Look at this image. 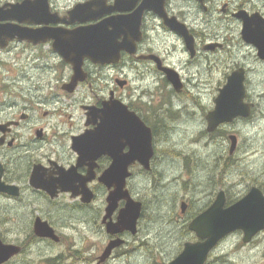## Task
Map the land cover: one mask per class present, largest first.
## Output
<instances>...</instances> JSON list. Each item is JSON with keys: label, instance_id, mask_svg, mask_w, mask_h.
I'll return each mask as SVG.
<instances>
[{"label": "flooded vegetation", "instance_id": "af4514ba", "mask_svg": "<svg viewBox=\"0 0 264 264\" xmlns=\"http://www.w3.org/2000/svg\"><path fill=\"white\" fill-rule=\"evenodd\" d=\"M121 16H130L135 31L139 25L135 54L121 51L119 61L110 64L85 58L81 67L86 78L69 92L73 68L57 49L68 51L75 32L102 29L106 20ZM245 26L250 32L243 35ZM225 30L226 36L229 30L240 31L237 43L230 40L232 33L221 36ZM225 44L229 56L235 51L246 62L233 64L230 74L241 69L246 79L249 60L264 70V0H0V250L15 251L0 264H108L126 255L122 248L129 233H107V224H115L125 207L119 201L106 218L109 190L100 178L113 164L108 153L114 152L119 166L127 167L126 189L141 203V214L147 204L130 186L139 173H153L168 154L160 146L166 142L157 139L167 132L165 121L155 103L146 100L154 93L138 97L137 81L145 82L147 92L166 87L177 96H189L185 74L195 73L200 59L221 52ZM163 69L177 74L178 91ZM246 92L253 112L257 103ZM104 106L116 112L105 123L113 134L105 141L108 146L100 133L89 139L106 116L91 115L89 108ZM135 118L151 133L149 170L132 156L138 147L131 137ZM81 136L84 146L75 148L74 140ZM233 154L228 149L229 158ZM229 163L227 159L225 165ZM207 194L204 206L180 201V218L194 236L189 225L217 197L211 200ZM175 200H162L167 212L176 207ZM119 239L123 244L100 262L108 244ZM39 246L44 252L26 260Z\"/></svg>", "mask_w": 264, "mask_h": 264}, {"label": "rangeland", "instance_id": "374dc122", "mask_svg": "<svg viewBox=\"0 0 264 264\" xmlns=\"http://www.w3.org/2000/svg\"><path fill=\"white\" fill-rule=\"evenodd\" d=\"M226 31L221 36L228 37L232 33L230 40L235 39L237 43L240 31L229 30L227 36ZM206 57L200 59L195 73L185 74L190 82L188 93L196 101L185 93L177 96L171 88L147 92L145 82L138 80L137 88L135 83L131 84L138 97L142 93H154V98L146 96V100L155 103L157 113L165 121L167 132L157 139L166 142L160 146L168 154L162 156L163 160L153 173H139L130 186L133 194L147 206L137 223L136 235L129 234L127 247L122 248V252L127 254L108 264H167L182 251L184 243L197 240L187 230L184 219L180 218L179 205L183 199L191 202L192 206H204L209 200L207 193L214 200L215 195L224 191L225 207H228L252 187L259 188L264 195V70L255 69L251 60L247 63L249 72L245 85L257 103L251 117L223 124L208 133L205 119L214 107L218 89L225 84L231 66L245 61V58L237 56L235 51L229 56L226 44L221 52ZM230 135L236 136L238 143L229 158ZM201 141L205 142L204 145ZM197 159L204 165L196 163ZM227 159H231L229 165H225ZM170 197L176 198V207L167 212L162 200L167 201ZM242 236L241 231H236L223 238L210 252L206 264H264V231L249 244L242 243ZM40 247L34 248V254L26 256V260L43 253L44 247Z\"/></svg>", "mask_w": 264, "mask_h": 264}, {"label": "water", "instance_id": "95a60500", "mask_svg": "<svg viewBox=\"0 0 264 264\" xmlns=\"http://www.w3.org/2000/svg\"><path fill=\"white\" fill-rule=\"evenodd\" d=\"M101 27L102 29H99L98 26L87 27L75 32L73 40L69 43L68 51L57 49L73 68L72 81L68 85L69 92L74 90L79 82H84L86 78L81 67L85 58L94 64H110L119 61L121 51H126L130 55L135 54L134 45L140 39L139 25H137V31H135L130 16L108 19ZM103 27H105V30ZM247 32H250L249 27H246L242 34L246 35ZM181 33H184V27ZM119 38H122L121 42H117ZM112 54H115V56H112ZM260 56L264 59V53H261ZM163 72L174 89L178 91L180 85L177 74L169 69H163ZM244 82L245 74L241 69L232 72L227 77L225 85L219 89L215 98L213 111L206 116L207 132L211 133L220 125L230 124L236 119H248L251 116L253 104L245 102L246 88ZM89 111L91 115H106L105 118L101 119L103 127L97 129L89 139H95L99 133L102 135L104 142L109 138H113V134L108 133L105 123L113 120L115 110L104 106L101 110L89 108ZM136 120L137 125L132 127L131 137L132 140L137 139L138 147L137 149L134 148L132 156L137 157L138 162L144 165L145 170H149V160L153 155L151 133L138 119ZM82 141L83 136L76 138L73 144L74 147L83 148L84 142ZM229 141V153L232 154L237 148L236 136H229ZM106 145L108 146L107 143ZM108 154L112 157L113 164L100 178V181L109 190L106 218L110 217L119 201H124L125 207L120 210L115 224H107V233L117 235L128 232L135 235L137 222L141 215V203L134 202L126 189L125 182L129 176L126 171L127 167L119 166L115 160L114 152ZM83 193L85 194V192ZM225 204V193L220 191L213 204L189 225V230L195 233L199 241L184 244L182 251L167 264H205L209 253L229 234L241 231L243 233L242 242L247 244L258 233L264 231V195L259 188L252 187L245 196L228 207H225ZM181 211L184 212V204L181 205ZM36 234L54 238L51 232L36 230ZM122 244L123 240L120 239L110 242L101 256L100 262L108 259L112 250ZM14 252L13 250H0V263L11 257ZM2 255H4L3 258Z\"/></svg>", "mask_w": 264, "mask_h": 264}, {"label": "bare ground", "instance_id": "6f19581e", "mask_svg": "<svg viewBox=\"0 0 264 264\" xmlns=\"http://www.w3.org/2000/svg\"><path fill=\"white\" fill-rule=\"evenodd\" d=\"M200 140H201V139H200ZM202 140H203V139H202ZM201 142H202V141H201ZM195 143H196V142H195ZM204 143H205V142H202V145H204ZM197 146H198V145H197ZM190 150H191V149H190ZM182 152H183V151H182ZM184 152H186V151H184ZM187 153H188V152H187ZM193 153H195V152L193 151ZM196 155H197V154H196ZM183 156H184V155H183ZM196 158H198V157H196ZM196 158H195V159H196ZM192 159H194V158H192ZM230 160H231V159H230ZM197 161H198V159H197ZM197 161H196V162H197ZM245 162H246V161H245ZM204 163H205V162H204ZM193 164H194V163H193ZM201 164H203V162H201ZM206 164H207V163H206ZM206 164H205V165H206ZM246 164H248V163H246ZM203 165H204V164H203ZM203 165H202V166H203ZM195 166H196V165H195ZM246 167H247V166H246ZM245 169H246V168H245ZM174 182H175V181H174ZM165 184H166V183H165ZM163 241H164V240H163ZM164 242H166V241H164ZM143 249H144V248H143ZM141 252H142V251H141ZM141 252H139V254H140ZM136 256H137V254H136ZM138 256H139V255H138ZM133 257H135V256H133ZM131 260H132V259H131ZM131 260H130L129 262H131ZM132 262H133V261H132Z\"/></svg>", "mask_w": 264, "mask_h": 264}]
</instances>
